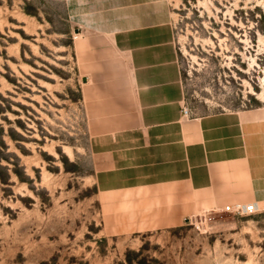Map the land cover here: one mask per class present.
<instances>
[{
	"label": "rangeland",
	"instance_id": "rangeland-1",
	"mask_svg": "<svg viewBox=\"0 0 264 264\" xmlns=\"http://www.w3.org/2000/svg\"><path fill=\"white\" fill-rule=\"evenodd\" d=\"M69 1L0 0V264H264V206L138 230L98 193ZM168 1L187 118L264 107V0Z\"/></svg>",
	"mask_w": 264,
	"mask_h": 264
},
{
	"label": "crops",
	"instance_id": "crops-1",
	"mask_svg": "<svg viewBox=\"0 0 264 264\" xmlns=\"http://www.w3.org/2000/svg\"><path fill=\"white\" fill-rule=\"evenodd\" d=\"M69 14L88 34L77 44L89 61L82 79L106 84L85 97L100 195L115 194L138 230L235 203L264 206V107L183 116L168 0H72Z\"/></svg>",
	"mask_w": 264,
	"mask_h": 264
},
{
	"label": "built area",
	"instance_id": "built-area-1",
	"mask_svg": "<svg viewBox=\"0 0 264 264\" xmlns=\"http://www.w3.org/2000/svg\"><path fill=\"white\" fill-rule=\"evenodd\" d=\"M182 113L184 117H189L191 114L190 110L188 108H182ZM259 210V207L256 203H235L226 205L222 208V211L230 213L235 216H245L250 215L253 213H257Z\"/></svg>",
	"mask_w": 264,
	"mask_h": 264
},
{
	"label": "water",
	"instance_id": "water-1",
	"mask_svg": "<svg viewBox=\"0 0 264 264\" xmlns=\"http://www.w3.org/2000/svg\"><path fill=\"white\" fill-rule=\"evenodd\" d=\"M82 81H84V82H85V79H82Z\"/></svg>",
	"mask_w": 264,
	"mask_h": 264
}]
</instances>
